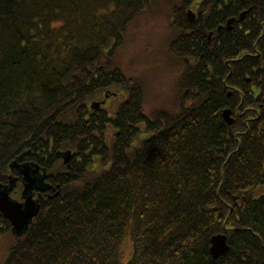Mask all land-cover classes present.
Returning <instances> with one entry per match:
<instances>
[{"label":"trees","instance_id":"obj_1","mask_svg":"<svg viewBox=\"0 0 264 264\" xmlns=\"http://www.w3.org/2000/svg\"><path fill=\"white\" fill-rule=\"evenodd\" d=\"M150 1L0 0V183L22 155L55 189L19 237L0 214V264H121L126 232V264H264V0L172 9L177 108L149 113L114 52Z\"/></svg>","mask_w":264,"mask_h":264},{"label":"rangeland","instance_id":"obj_2","mask_svg":"<svg viewBox=\"0 0 264 264\" xmlns=\"http://www.w3.org/2000/svg\"><path fill=\"white\" fill-rule=\"evenodd\" d=\"M154 1L151 0L149 9H145L127 26L121 45L114 52L126 78L140 82L144 87V107L149 113L157 109L174 111L180 94L177 84L180 64L171 51L170 42L177 32L171 12L173 6L179 5L182 0ZM185 9L186 7L183 8ZM117 93L118 96L111 97L103 107L110 116L114 114L117 104L124 99V94L120 91ZM145 136L144 131L139 134L140 138ZM10 242L9 236H0V259ZM119 253V262L126 264L132 255L128 232L121 240Z\"/></svg>","mask_w":264,"mask_h":264},{"label":"water","instance_id":"obj_3","mask_svg":"<svg viewBox=\"0 0 264 264\" xmlns=\"http://www.w3.org/2000/svg\"><path fill=\"white\" fill-rule=\"evenodd\" d=\"M189 19L190 12L187 14ZM242 18V17H241ZM230 22H228L229 24ZM104 102L102 101L101 104ZM100 106L99 103L93 102L91 104V108L98 109ZM224 120L228 124L233 123V119L230 117L231 112L230 110H224L222 113ZM71 152L66 151L62 157L65 163L68 162L70 158ZM29 168H24L23 175H24V189L22 191V196L24 198L23 203H18L13 201L9 197V191L3 190L0 197V213L3 215L11 223V232L15 236H21L27 230L29 224L31 223L32 219L37 216L39 212V205L32 199V190L37 188L36 179L32 178L29 175ZM1 188V186H0ZM210 253L213 258L218 257L221 254H224L228 251L229 246L226 242V236L219 234L215 235L210 240Z\"/></svg>","mask_w":264,"mask_h":264},{"label":"flooded vegetation","instance_id":"obj_4","mask_svg":"<svg viewBox=\"0 0 264 264\" xmlns=\"http://www.w3.org/2000/svg\"><path fill=\"white\" fill-rule=\"evenodd\" d=\"M181 4L182 3L180 2L179 5L173 6V11L175 10V7L177 11L178 10L182 12L184 11V16H186L187 20L190 22H195L196 19H198V17L203 13V8L201 7L199 0H193L191 4L189 3L186 6H183ZM185 7L186 9L183 10V8ZM189 12H190L191 20L189 19L187 15L189 14ZM171 19H172V16H171ZM172 22H173V19H172ZM222 27H224V25H219L217 30L220 31ZM211 34L212 32L209 33L208 40L211 39ZM109 99H106L105 104L100 106V110L103 109V107L106 105ZM102 100H97V101H102ZM21 157L22 155L19 156L16 160H14L13 163L10 165L11 168H14V171L13 173H10L7 175V181L5 183H2V182L0 183V186H1L0 197H1V193L3 192V190L7 189V191H9V189H11V191L9 192L10 199L18 203L24 202V198L22 196V191L24 189V179H25L23 175V170L26 167V168H29V171H28L29 175L32 178L36 179V183H37V188H34L31 193L32 199L35 202H37L38 205H40L41 200L45 201L51 198L52 195H54L53 192L55 189L49 183L50 175L45 167H42L41 165L34 163V162L23 161L21 160ZM61 160L63 162L62 157H61Z\"/></svg>","mask_w":264,"mask_h":264}]
</instances>
